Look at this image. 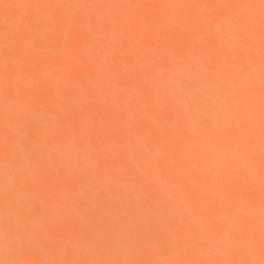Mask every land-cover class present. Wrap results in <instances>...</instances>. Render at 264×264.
Returning <instances> with one entry per match:
<instances>
[{"label": "bare ground", "instance_id": "6f19581e", "mask_svg": "<svg viewBox=\"0 0 264 264\" xmlns=\"http://www.w3.org/2000/svg\"><path fill=\"white\" fill-rule=\"evenodd\" d=\"M5 4L38 6L7 42ZM260 21V0H0V260L260 264Z\"/></svg>", "mask_w": 264, "mask_h": 264}, {"label": "snow or ice", "instance_id": "6c2138e0", "mask_svg": "<svg viewBox=\"0 0 264 264\" xmlns=\"http://www.w3.org/2000/svg\"><path fill=\"white\" fill-rule=\"evenodd\" d=\"M3 7L6 10L5 16H4V22H5V40L7 42L8 40L12 38L14 32L18 28V25L12 20V15L14 14V11L18 8L38 7V6L23 5V4H5ZM260 8H261V21H260V24H261V83H262V86H264V0H260ZM236 22L239 24H243L246 21L243 18H241V19H238ZM262 101H264V96H262ZM41 120L49 128L58 127V124L54 121L45 120L43 117H41ZM261 138H262V160H264V112H262V117H261ZM261 182H262V187H264V169H262V173H261ZM262 215H264V212H262ZM261 249H262V253H264V228H262V233H261ZM0 264H26V262L6 258L4 260H0ZM80 264H89V262H80ZM242 264H247V262H242ZM260 264H264V259L261 260Z\"/></svg>", "mask_w": 264, "mask_h": 264}]
</instances>
